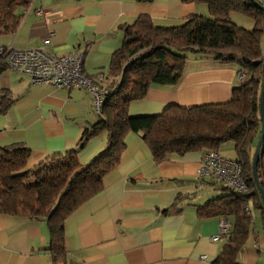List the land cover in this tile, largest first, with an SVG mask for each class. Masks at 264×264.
I'll use <instances>...</instances> for the list:
<instances>
[{"label": "crops", "instance_id": "obj_1", "mask_svg": "<svg viewBox=\"0 0 264 264\" xmlns=\"http://www.w3.org/2000/svg\"><path fill=\"white\" fill-rule=\"evenodd\" d=\"M207 12L205 5L184 0H29L19 10L21 25L14 34L0 35V46L41 47L56 56L82 51L83 71L93 77L107 74L124 28L139 17L170 27ZM45 39H50L49 45ZM241 68L235 61L191 54L176 85L152 86L143 100L130 104L129 114L157 115L172 105L227 102L240 86ZM5 96L12 100L9 106L3 102ZM101 118L87 89L33 85L11 68L0 73V147L28 148L30 169L75 150L85 128ZM125 144L102 192L66 219L67 257L57 264H212L226 238L213 242L220 217L203 218L198 212L222 195L210 180L198 176L205 151L173 153L157 164L139 134L129 133ZM106 147L103 132L80 150V162L88 164ZM227 158H237L234 145L227 144ZM208 188L214 197L204 199ZM50 244L46 221L0 214V264H55ZM238 261L264 264V236L255 223Z\"/></svg>", "mask_w": 264, "mask_h": 264}, {"label": "trees", "instance_id": "obj_2", "mask_svg": "<svg viewBox=\"0 0 264 264\" xmlns=\"http://www.w3.org/2000/svg\"><path fill=\"white\" fill-rule=\"evenodd\" d=\"M27 1L0 0V35L17 31L22 22L19 10ZM254 1L184 0L204 4L209 16L194 14L181 25L170 27L156 26L148 16H141L126 26L121 47L112 54L107 74H100L103 80L97 82L104 91L99 109L102 118L85 128L75 150L28 169V148L0 147V214L46 221L53 261L64 262L66 219L102 192L105 177L120 163L129 133L141 136L157 164L173 153L219 152L223 145L232 142L249 190L238 193L210 180L222 195L198 212L203 218L227 217L231 221V230L224 236L226 243L212 264H242L238 257L254 223L251 202L261 210L264 226L263 204L252 177V161L262 126L260 94L264 74V9ZM232 12L252 18L254 29L232 22ZM190 53L238 62L246 81L234 88L231 99L224 103L172 105L161 114L131 116L130 104L143 100L152 86H174L181 80ZM7 68L5 56H0V73ZM3 102L9 106L12 100L5 96ZM103 132L107 137L106 149L88 164L81 163L80 150ZM258 177L264 189V141Z\"/></svg>", "mask_w": 264, "mask_h": 264}, {"label": "built area", "instance_id": "obj_3", "mask_svg": "<svg viewBox=\"0 0 264 264\" xmlns=\"http://www.w3.org/2000/svg\"><path fill=\"white\" fill-rule=\"evenodd\" d=\"M264 7V0H255ZM42 11H39V14ZM45 45L50 44V39L44 40ZM0 56H5L8 68L26 75L33 85L52 86L62 90L87 89L94 96V106L99 112L104 97V91L98 86L103 76L95 79L88 77L83 71L84 54L77 51L72 54L56 56L48 53L44 48L14 49L0 46ZM238 83L246 81V74L239 71ZM198 176L203 179L217 180L226 187L238 193L249 190L242 166L236 159H228L216 151H205L198 169ZM231 221L227 217H220L218 234L212 238L218 242L231 230ZM202 260L205 256L201 257Z\"/></svg>", "mask_w": 264, "mask_h": 264}, {"label": "rangeland", "instance_id": "obj_4", "mask_svg": "<svg viewBox=\"0 0 264 264\" xmlns=\"http://www.w3.org/2000/svg\"><path fill=\"white\" fill-rule=\"evenodd\" d=\"M202 5H204V4H202ZM204 16H209V13L207 12V14ZM230 19L232 22H234L235 24H237L240 27H244L248 30L254 29V20L248 16L242 15L240 13L232 12L230 15ZM261 42H262V46L264 48V33L262 35ZM191 54H193V53H190L189 55H191ZM227 144L233 145L232 142H228L225 145H223L219 150V153L225 158H227ZM27 168L30 169L29 166ZM217 184H219V183H217ZM214 194L215 193L211 189L208 188V189L204 190L202 195L204 196V199H207L209 197L213 198ZM249 205H250L251 212L253 215V221H254L255 225L257 226V230L262 231V236H264L261 210L256 209V207H254L252 202ZM225 241H226V239H225Z\"/></svg>", "mask_w": 264, "mask_h": 264}, {"label": "water", "instance_id": "obj_5", "mask_svg": "<svg viewBox=\"0 0 264 264\" xmlns=\"http://www.w3.org/2000/svg\"><path fill=\"white\" fill-rule=\"evenodd\" d=\"M255 3L258 4L257 2H255ZM258 5L260 8L264 9L263 6H261L260 4H258ZM260 117H261V123H262L261 134H260V138L257 142L256 148L254 151V156H253V161H252V177H253L254 183L256 184V187L260 193V197H261L263 209H264V189L260 185L259 177H258V164H259V158H260L262 144L264 141V74H263L261 94H260Z\"/></svg>", "mask_w": 264, "mask_h": 264}]
</instances>
